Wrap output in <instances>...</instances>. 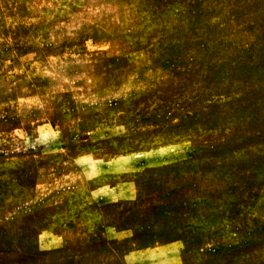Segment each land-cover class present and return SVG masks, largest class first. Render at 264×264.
<instances>
[{
  "label": "rangeland",
  "instance_id": "rangeland-1",
  "mask_svg": "<svg viewBox=\"0 0 264 264\" xmlns=\"http://www.w3.org/2000/svg\"><path fill=\"white\" fill-rule=\"evenodd\" d=\"M178 244L264 264V0H0V264Z\"/></svg>",
  "mask_w": 264,
  "mask_h": 264
},
{
  "label": "crops",
  "instance_id": "crops-1",
  "mask_svg": "<svg viewBox=\"0 0 264 264\" xmlns=\"http://www.w3.org/2000/svg\"><path fill=\"white\" fill-rule=\"evenodd\" d=\"M82 10H80L78 13H81ZM88 32V29H86V34ZM106 36V35H105ZM111 38H103L100 39L99 41H97V44H112L115 48L116 51H118L119 53L115 52L113 53H109L107 50L103 51V52H99L97 53V56H106V58H108V60L110 59H114L116 57H118L119 55H121L122 53H124L125 51H127L129 49V42L127 40V38H124L121 33L118 34H114L109 36ZM129 40L131 39V37L128 38ZM89 52L86 47H85V43L82 39L77 38V39H72L69 37V60L71 61H75V62H82V61H88L90 60L89 57ZM111 55V56H109ZM76 57V58H75ZM70 114V113H69ZM53 133H54V129L52 128ZM51 132V135L53 134ZM50 135V134H49ZM66 141V140H65ZM65 146L67 148H69V143L65 142ZM123 233V232H121ZM121 233L115 234L112 239H118L121 238L120 236H124L122 238H128L127 235H123ZM170 247V246H169ZM177 247L176 249H168L171 251V253H168L166 251H164L163 249H161L162 252H166V254H170V256L168 257V260H175L177 261V264H181V260H182V246H180L179 244L177 246H173ZM173 250V251H172ZM158 249H147V250H135V251H131L127 256V261L129 264H151L149 262H147L146 260H148L149 258H152V254L153 253H157ZM166 254H163L162 258H164L166 256ZM167 259V258H166ZM144 262V263H141ZM164 262L161 261L160 264H163ZM174 264V263H171Z\"/></svg>",
  "mask_w": 264,
  "mask_h": 264
}]
</instances>
